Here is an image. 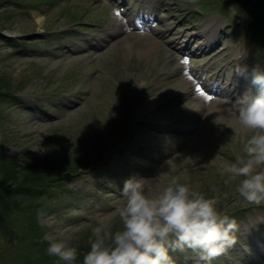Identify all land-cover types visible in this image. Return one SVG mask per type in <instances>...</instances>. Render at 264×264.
Segmentation results:
<instances>
[{"label":"rangeland","instance_id":"rangeland-1","mask_svg":"<svg viewBox=\"0 0 264 264\" xmlns=\"http://www.w3.org/2000/svg\"><path fill=\"white\" fill-rule=\"evenodd\" d=\"M37 1L48 5L41 6ZM93 1L27 0L39 10L23 7L21 16L5 28L23 35L17 41L21 42L19 50L12 46L13 41L0 38V80L6 82L7 89L18 93L0 95V142L5 156L16 159L23 168L31 155H49V172L66 175L65 182L38 199L35 219L41 237L33 258L21 255L17 226L4 225L2 217L6 216L1 213L0 264H51L53 257L46 252V235L65 240L77 249L84 248L97 215L104 216L115 231L120 221L114 208L121 198L123 182L133 176L145 179L146 189L153 191L179 176L191 187L215 197L219 210L229 216L231 210L249 204L236 191L238 180L222 174V169L242 154L243 143L251 132L239 125L234 111H218L212 102L203 107L197 93L186 94L181 78L185 71L181 74L179 70L182 59L172 64L173 58L163 51L177 52L168 38L192 32L197 26L184 20L180 7L185 1L160 0L159 15L166 21L155 36L166 42L157 40L161 42L158 45L153 44V34L150 38L131 32L135 36H129L126 27L123 30L127 32H120L121 21L107 11V0ZM251 1L263 7L255 14L250 5L254 19H258L254 27L263 30L260 16L264 0ZM8 3L3 1L0 6L8 7ZM212 11L221 12L218 8ZM73 14L79 17L77 23L71 21ZM167 23L174 33L161 38L160 33L169 28ZM56 29L61 32L54 33L55 37L47 35L45 40L30 34ZM104 30L117 34L107 38L103 46L95 40L80 46L84 38L92 39ZM94 42L96 50L89 51ZM190 48L194 49V45ZM173 68L180 71L178 75L170 74ZM129 110L160 121L153 130L138 124L133 128L127 116ZM183 127L192 129L188 133L178 130ZM67 150L68 162H61ZM64 167L78 168L79 173L67 175ZM161 172L164 175H159ZM243 212L237 221V242L211 264L261 260L264 203ZM253 235L259 247L254 246ZM180 255L183 256L178 260L183 264H199L196 254L189 250Z\"/></svg>","mask_w":264,"mask_h":264},{"label":"clouds","instance_id":"clouds-1","mask_svg":"<svg viewBox=\"0 0 264 264\" xmlns=\"http://www.w3.org/2000/svg\"><path fill=\"white\" fill-rule=\"evenodd\" d=\"M250 75L256 92L236 96L232 109L251 135L243 143L242 154L224 165L222 174L238 180L236 191L244 201L259 205L264 203V69L257 65ZM120 197L114 208L120 227L113 231L104 216L93 217L96 224L82 264H173L170 250H189L211 264L237 242V221L219 210L215 197L179 176L158 191L146 189L145 179L133 176L123 182ZM44 239L49 256L65 264L78 260L79 250L67 241L48 235Z\"/></svg>","mask_w":264,"mask_h":264},{"label":"trees","instance_id":"trees-1","mask_svg":"<svg viewBox=\"0 0 264 264\" xmlns=\"http://www.w3.org/2000/svg\"><path fill=\"white\" fill-rule=\"evenodd\" d=\"M4 93L9 94L11 91L6 88V82L0 80V95H5ZM0 104H2L1 101ZM3 146L0 143V219L2 213L6 216L2 217L5 220L4 225L17 226L19 251L22 252L24 259H31L35 254L34 249L39 245L37 239L41 237L40 227L35 219V210L39 206L38 199L52 183L59 180L60 176L62 180V172L59 174L55 171L49 172L52 161L48 158L49 155L37 157L33 154L28 160L27 167L22 168L16 159L5 156ZM61 162H68V150ZM64 169L74 173L78 168L69 170L64 167ZM20 176L21 180H19ZM89 248V243H86L84 248H78L79 257L75 264H82L83 254ZM52 259L51 264H65L57 258Z\"/></svg>","mask_w":264,"mask_h":264},{"label":"bare ground","instance_id":"bare-ground-1","mask_svg":"<svg viewBox=\"0 0 264 264\" xmlns=\"http://www.w3.org/2000/svg\"><path fill=\"white\" fill-rule=\"evenodd\" d=\"M217 20L216 19H212V20H206L204 22V24H207V23H216ZM218 24V23H217ZM212 25V24H211ZM213 27V25H212ZM206 30H209L210 33H208L209 31H206ZM215 30H213L212 28L208 27V26H204L203 27V32H200V34L202 35V39L199 40V42L196 43V48H197V51L198 52H201V51H204L206 49H208L209 47H211L214 42H213V39L215 38ZM115 33H108L106 37H97L100 41H103V40H106L108 36H112L114 35ZM105 36V35H104ZM143 36H149V35H143ZM197 37V34L195 33H186L182 36V41L180 42V48H179V45H178V48H179V52L181 53H187L189 50V47L185 46V43L188 44V42H191V40L195 39ZM218 38V36H216ZM178 40H176V38L173 39V43L175 45L179 44L177 42ZM154 44H158L156 41H153ZM227 48H223V50H226ZM241 53V50H239L236 54L235 53H231L232 57H233V60L235 62H237V64H240L242 67H245V64L242 65V62L238 60L237 56ZM171 57H174V55H171ZM205 81L206 79H202L200 78V81H199V85L196 87L194 85L193 82H191L190 79H188L187 81L184 82V91L186 92H191V93H194V92H197V88H200L201 86H204L205 84ZM208 82V81H207ZM187 86H189L187 88ZM227 88V87H225ZM223 95V94H222ZM231 98V96H230ZM214 103V104H213ZM212 105H213V108L217 109L218 111H229V113H233V109H232V102L231 101H222V100H217V99H212ZM227 111V112H228ZM222 113V112H221ZM234 117H236V114H234ZM187 132H188V129H187Z\"/></svg>","mask_w":264,"mask_h":264},{"label":"snow or ice","instance_id":"snow-or-ice-1","mask_svg":"<svg viewBox=\"0 0 264 264\" xmlns=\"http://www.w3.org/2000/svg\"><path fill=\"white\" fill-rule=\"evenodd\" d=\"M115 15L119 16V15H120V12L117 10V11L115 12ZM182 62H183V63H185V64H187V63H188L187 59L183 60ZM197 91L199 92V91H200V89H199V88H197ZM201 94H202V93H201Z\"/></svg>","mask_w":264,"mask_h":264}]
</instances>
